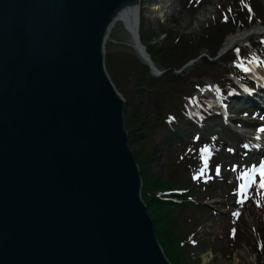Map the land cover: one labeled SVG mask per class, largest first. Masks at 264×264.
<instances>
[{
	"label": "water",
	"instance_id": "obj_1",
	"mask_svg": "<svg viewBox=\"0 0 264 264\" xmlns=\"http://www.w3.org/2000/svg\"><path fill=\"white\" fill-rule=\"evenodd\" d=\"M131 9L0 0V264H170L104 66L113 16Z\"/></svg>",
	"mask_w": 264,
	"mask_h": 264
},
{
	"label": "trees",
	"instance_id": "obj_2",
	"mask_svg": "<svg viewBox=\"0 0 264 264\" xmlns=\"http://www.w3.org/2000/svg\"><path fill=\"white\" fill-rule=\"evenodd\" d=\"M228 4L234 7L233 15L223 20L220 19L221 16L219 17L222 23L221 25L217 23L211 27V32L214 31V35L211 40L210 37L207 38V40L209 39L210 41L207 47H216V42L220 41L221 36L230 34L231 31L238 27V24L243 28L246 26L245 18L247 17L248 19V14L241 5L240 0H228ZM250 5L252 6L253 10H251L255 17L262 8L255 1H251ZM167 35L168 34L165 33V40L162 41L163 44L159 48L147 45H145V47L146 52L149 54L156 68L159 70H167V73H170V71L174 73V71L177 70L176 68L182 65V63L188 62L189 59H194L197 56L193 55L192 47H189L187 43V37L179 36L178 41H174L177 43H174L171 38L172 36ZM197 41L200 42L203 40L200 39ZM141 42L144 45L142 39ZM187 54L191 56L188 55L184 60L178 58L179 55L183 58ZM115 56L116 54H107L106 51L104 63L108 71L107 73L110 74L109 70L113 68L114 74L118 77V80L127 83L124 88L126 93V96H124L125 104L123 108L124 129L128 134L130 150L139 168L142 181V201L147 207V213L153 223L155 238L166 259L170 264H187L186 261L189 257L188 252H190L189 246H192V238L189 237L187 241L185 232L178 224L182 215L186 218L189 212L203 210L202 206H200V208H194L193 204L189 203L191 200L197 202L201 197L203 198L202 201L208 199L212 197L211 191L214 187H217V185L218 187H223L221 183L223 182V176H221L219 170L217 171L218 167H224L220 150L223 145L227 157L235 158L236 153H231V147L226 146L225 142L227 139L231 141H233V139L230 137V133L225 130L220 135L216 132L212 137L205 133V137L208 138L211 143L214 141L216 142L215 144H211L215 146L214 149L212 148V156L206 157V163L202 164L199 156V151L202 148H194L191 144L196 146L195 142L197 138V142L204 145V134H199L198 136L195 132H192L191 137L184 134H187V130H198V127L203 126V124L195 125L188 119L186 107H189L194 93L200 87L205 86V83H192V89L182 95L180 89L184 80L180 77L166 74L162 78L155 80L150 76L149 69L138 57L122 52L120 54L121 63H116L117 59ZM214 56L215 53L210 55L211 58ZM225 62H229L230 65L224 69L230 70L233 73L239 70L237 69L234 71L233 67L236 63L232 54H227L219 61L220 64ZM217 65L218 64L210 65L206 73L213 74L216 72L214 76L208 75L207 77L220 85L221 82L226 80L225 76L227 72L221 69H215L214 67H217ZM111 74H113V70ZM203 78H206V76H203ZM229 85L233 84L230 83ZM228 87L231 86L224 85L221 89ZM118 90L120 89L118 88ZM222 128L224 129V127ZM156 130L164 131L160 136V141L155 142L154 145L152 141H150L147 145V149L151 151L156 145L163 146L162 152L165 153L166 160L176 163L178 167L176 171H172V177L166 181H162L158 175L146 174L144 170L147 160V149H145V144L147 143L146 138L149 136L153 137ZM195 136L196 138L193 139ZM218 137H221V139H218ZM188 139L191 140L192 143H190ZM181 151L184 152V156L180 154ZM209 152H211V150ZM237 159L238 156L235 160ZM201 166L205 167L203 175L196 177L197 170ZM177 173L179 174L175 176ZM185 174L186 176L184 178ZM201 189H203V191H201ZM173 200L181 201V203L177 204ZM234 208L235 213L238 215L235 217H228L227 219L230 225H236L237 227L241 219V212L244 205L234 204ZM233 229L235 230L234 235L232 233ZM235 236L236 229L232 226L229 229L228 237L235 238ZM262 237L264 239V236ZM182 243L183 245L181 246ZM256 248L260 251L264 249V241L262 242V238L260 239V244L256 245ZM260 251L259 257L264 253Z\"/></svg>",
	"mask_w": 264,
	"mask_h": 264
},
{
	"label": "rangeland",
	"instance_id": "obj_3",
	"mask_svg": "<svg viewBox=\"0 0 264 264\" xmlns=\"http://www.w3.org/2000/svg\"><path fill=\"white\" fill-rule=\"evenodd\" d=\"M244 1L245 3H249L251 1L257 2L262 8L261 11L258 12V14L255 15L254 18L252 17L250 22L246 21V17V26H244V28L238 24L239 27L231 31L230 34H228L227 36L222 35L220 41L216 42V47H207L210 42L209 39L207 40V38L210 37L211 40L213 39L214 35V31L211 32V27L217 23L221 25L222 22L220 21V19L223 20L233 15L232 13L234 11V7L228 4V0H139V35L140 40L142 39V41H144V47L145 45H147L159 48L163 44L162 41L165 40V33H167L168 35L172 36L171 38L173 42L178 41L179 36L187 37V43L189 47H192L193 55L197 56L195 57V59L202 57V60L198 65H196L189 72L185 71L186 73H180V76H176L175 72L173 73V71L167 73V70H160L162 72L161 78L166 74H171L184 80L183 85L180 89L182 95L192 89V83H202L206 81L210 84L211 80L207 76H214L216 74V72L213 74L206 73V71L210 68V65L213 64L209 61V58H211L210 55L212 53H215L216 55L219 50L223 48L227 37H229L230 35H234L237 32L246 31L247 29H258L259 26L264 25V0ZM155 7H159V9L155 11ZM220 16L221 18L219 19ZM260 38V35L256 36L252 34L247 37L244 43L238 44L236 46L243 48L242 51L244 53L248 51L250 53V57L253 58V51L251 52V49H253L254 47L253 44L262 49V47L257 43L259 42ZM200 39H202L203 41L198 42L197 40ZM105 49L107 51V54H116V63H121L120 54L122 52H126V54H132L140 59L132 46L130 35L126 32L121 22L116 23L111 29L105 42ZM181 55H179L178 58L180 60H184L190 54L185 55V57L183 58L181 57ZM185 64H187V62L182 63V65H180L176 69L178 70L181 67L180 70H182V66H184ZM220 69L224 72L226 70L223 66ZM112 70L113 74H111ZM109 71L111 76L109 73L108 74L111 77L114 86L117 88V90L118 88L120 89L118 90V92H121L119 93L122 95L123 100L125 101L124 96H126V93L124 91V88L127 83L120 82L118 80V77L114 74L113 68H111ZM203 76H206V78H203ZM153 79L158 80V78ZM212 97H215L214 93L212 94ZM241 104V101L234 100L232 106H230V109L233 108V110H238ZM239 113L236 112V120L239 119ZM240 116L242 115L240 114ZM247 116L248 114H246V116L242 118V120H248ZM213 122L214 124L207 125V128L209 130H216L217 122ZM230 126L232 127V125ZM254 126H257V124ZM163 132V130H156L153 137L149 136L148 138H146L147 143L145 144V149L148 148L147 145L150 143V141H152L153 145L155 142H159L160 136ZM192 132H194V130H187V134L184 135L191 137ZM254 132L255 130L251 131L253 135L247 136H250L252 139H254V137L256 136ZM243 133L245 132L243 131ZM189 142L192 143L191 140H189ZM191 145L194 148L200 149L199 145ZM163 148V146L161 147L156 145L155 148H153L151 151L147 149V160L144 170L146 174L158 175V177L162 181H166L167 179L172 177V171H176L178 167L176 163L166 160L165 153L162 152ZM180 154L184 156L183 151H181ZM178 174L179 173H177L175 176H177ZM185 176L186 174L184 175V178ZM231 177H233V174H231ZM213 194L214 198H216L214 200V208H216V210H212H214V212L220 211L222 213L216 212L218 214H214V212L211 213V210L205 208L203 211L197 210L189 212L188 217L186 218L183 215L181 216V220L178 226L185 232L186 240L188 241L189 237H193L192 240L195 242V244L197 243L196 247H190L188 244H186L190 248V252H188L189 257L187 258L186 263L260 264L261 259V264H264V253H262L259 257L260 250L256 248V245L260 244L261 238L262 242L264 241L262 237L264 236V205H261L258 208L252 207L246 209L236 227V225H230L229 220L227 219L228 210L226 209V207L230 206L231 204L224 197L221 186L218 187L217 185ZM232 226L236 229L235 238L228 237L229 229ZM182 245L183 243L181 244V246ZM260 252H264V249Z\"/></svg>",
	"mask_w": 264,
	"mask_h": 264
},
{
	"label": "bare ground",
	"instance_id": "obj_4",
	"mask_svg": "<svg viewBox=\"0 0 264 264\" xmlns=\"http://www.w3.org/2000/svg\"><path fill=\"white\" fill-rule=\"evenodd\" d=\"M158 9H159V7H155L154 8L155 11L158 10ZM139 18H140L139 17V9H138V13L136 11H134V9L127 10L126 12L115 13L114 16H113L112 22H111V24H110V26L108 28L107 37H108L111 29L114 27V25L116 23H118V22H121L123 24L126 32L130 35L131 41H132V46L135 49L137 47L136 41L134 40L135 39V32L138 31V35H139V32H140V21H139ZM250 35H251V32H249V34L246 36V31L237 32L234 35H230L229 37H227V40L224 43V47L222 48V50L219 53H222L221 55H224L226 51L230 50V47L244 43L246 41L247 37H249ZM139 40H140V35H139ZM105 52H106V49H105ZM104 56H105V53H104ZM259 56H261V55H259ZM239 60H240V58L235 59L236 65L233 67L234 68V71L237 70V69H241L242 70V69H244V67H247L246 68L247 71H245V72L248 73L250 71V68L248 66H246V63L249 62V61H246V63H244V64H240L239 62H237ZM229 65H230L229 62H225V63H222V64H218L217 67H214V68L215 69H220V68H222V66L224 68H227ZM104 66H105V63H104ZM105 70H106V68H105ZM225 71L227 72L225 78L228 75L231 76L233 74V72L230 71V70H225ZM250 73H253V72L251 71ZM263 76L264 75H262V77ZM263 80H264V77H263ZM112 84H113V82H112ZM226 84H230V80L229 79L221 82V84L218 85V87L219 86L222 87V86H224ZM259 84H260L259 87H261V90H262L261 94L257 90V89H260V88H257L254 91V94H252V92H249V91H251L253 89H250L249 90V88L248 87H245V86H244V88L241 89L236 84L231 85V87L228 89V92L227 93L229 95H231L232 97H235L237 99H243L244 101H246V99H247L249 102L255 101V99H252V98H254L253 95H255V94L256 95H260L261 97H264V83H259ZM216 85L217 84H215V88L217 90H220V88H217ZM113 86H114V84H113ZM115 89H116V87H115ZM116 91L120 95V97L123 99L122 95L118 92L117 89H116ZM225 97H227V94H226ZM223 100H225V99H223ZM246 103H248V102H246ZM124 104H125V101H124ZM218 107H219V109H218V111L216 110L215 113L210 112L209 110H207V119L202 120L203 122H201V124L203 123V126H201L200 128H198V131L195 132V134H204L203 135V138H205V144L204 145H201L197 141L195 142V144L197 146L199 145L200 148H202V149H210V148H213L214 149L215 148V146H212L211 144H215L216 141H214V142L211 143L209 141V139L205 137V133H207L209 136H212L216 132L219 133V135L224 132V129L222 127L226 125L228 118L225 117L226 112L224 111V108L221 109V105L220 104H219ZM123 108H124V105H123ZM193 108L194 107H192V109ZM227 110L228 111H231L232 108L231 109L230 108H227ZM122 116H123V114H122ZM213 121H216L217 122L216 130H209L207 128V125L208 124H214ZM228 131L230 132V130H228ZM195 134H193V135H195ZM254 144H256V142H254ZM128 146H129V143H128ZM199 156H200V154H199ZM138 170H139V168H138ZM139 176H140V174H139ZM141 189H142V181H141ZM201 191H203V189H201ZM214 191H215V187L211 191L212 192V197H210L208 199H204L202 201L203 198L201 197L199 200H197V202H195L194 200H191L189 203L193 204V207L194 208H200V206H202V209L203 210L206 208V209L211 210L212 211L211 213H213L214 210H216V208H214V205H215L214 204V200L216 199V198H214V194H213ZM140 200L142 201V198H141V190H140ZM212 209H214V210H212ZM216 212L222 213L220 211H216ZM216 212H214V214H218Z\"/></svg>",
	"mask_w": 264,
	"mask_h": 264
},
{
	"label": "snow or ice",
	"instance_id": "obj_5",
	"mask_svg": "<svg viewBox=\"0 0 264 264\" xmlns=\"http://www.w3.org/2000/svg\"><path fill=\"white\" fill-rule=\"evenodd\" d=\"M245 71H247V69H245ZM261 131H264V129H262ZM233 170L235 171V169H233ZM252 171L253 172H256L257 170L256 169H253ZM258 175L260 177V184H259V186H260V188L262 190H264V164H261L260 165L259 171H258ZM245 179L250 180V183L241 184L239 186V191H240L241 194H243L245 192V189L250 188L252 183H255V181L253 179H251V177H249L248 174H245ZM237 202L238 203H243V199H239L238 198V201ZM257 206H259V203L257 204ZM233 215H238V214L237 213H233ZM232 233L234 235V233H235V230L234 229L232 230Z\"/></svg>",
	"mask_w": 264,
	"mask_h": 264
}]
</instances>
